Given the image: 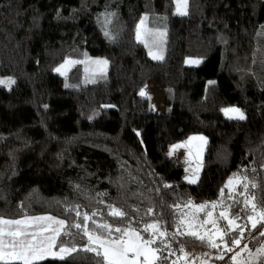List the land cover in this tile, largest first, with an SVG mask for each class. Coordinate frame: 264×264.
<instances>
[{
  "label": "trees",
  "instance_id": "1",
  "mask_svg": "<svg viewBox=\"0 0 264 264\" xmlns=\"http://www.w3.org/2000/svg\"><path fill=\"white\" fill-rule=\"evenodd\" d=\"M173 5L0 0V76L15 81L0 85V216L78 220V210L97 213L98 223L137 229L160 219L172 232L174 213L190 209L171 206L220 199L233 173L247 175L260 185L257 196L264 194V0H189L186 16L172 13ZM141 17L165 28L160 60L135 39ZM86 55L105 57L107 72L79 83L85 79L79 63L65 76L52 70L65 57ZM187 56L201 60L186 65ZM149 80L163 89V110L139 94ZM226 105L240 107L245 119L226 117ZM196 133L206 142L199 179L190 184L166 151ZM225 202H232L227 189ZM109 205L128 217L114 219ZM259 230L253 235L264 240ZM177 239L193 259L209 253L208 264L231 254L218 260L216 250ZM244 243L258 244L247 233ZM91 257L81 251L38 264H95Z\"/></svg>",
  "mask_w": 264,
  "mask_h": 264
},
{
  "label": "snow or ice",
  "instance_id": "2",
  "mask_svg": "<svg viewBox=\"0 0 264 264\" xmlns=\"http://www.w3.org/2000/svg\"><path fill=\"white\" fill-rule=\"evenodd\" d=\"M175 3L176 14L188 15L189 0H175ZM143 23L141 20V24ZM137 35L139 37V31ZM149 54L152 55L151 52ZM162 58L153 55V59ZM189 62L198 64L200 61ZM75 63L80 62L66 60L55 71L64 75L67 66ZM94 63L106 65L107 61L97 60ZM14 83L10 77L0 79V85L9 88ZM141 95L145 93L142 91ZM222 111L229 119H245L239 108H224ZM193 139L206 142L204 137H189V142ZM183 146L185 145H174L173 148ZM198 179L195 173L192 177H185L190 184L196 183ZM164 187L171 185L166 184ZM258 188L260 185L247 175L233 173L220 189V199L200 204L188 200L183 206H171L177 210L182 207L190 209L188 212L174 213L175 219L170 222V226L175 227L172 232L164 227L160 219L145 223L142 229H137L131 224L122 227L108 221L98 223L93 219L97 213H81L78 210L75 212L78 220L59 219L51 215H24L20 219L0 216V264H38L49 258L64 261L81 251L91 253L95 264H164L169 257L177 256V253V260H172L171 264H180V261L184 264H196V261L207 264L204 257H208L209 253L193 259L185 250L184 241L178 240V237L191 238L201 246L216 250L218 260H224L227 253H233L230 257L231 264H264V240L253 235L259 228L258 236L264 238V194L258 197L253 191ZM225 189L227 200L232 201L230 204L225 202ZM108 207V214L114 219L124 221L129 215L121 208L112 205ZM218 207L221 210L214 216ZM200 213H204L203 219L200 218ZM153 214L154 210L148 208L147 215ZM222 221L226 224H222ZM246 233L259 244L254 251L247 244L240 247ZM77 238H86L87 243L78 247ZM174 242L179 244L178 248H173ZM237 248L240 250L236 251Z\"/></svg>",
  "mask_w": 264,
  "mask_h": 264
},
{
  "label": "rangeland",
  "instance_id": "3",
  "mask_svg": "<svg viewBox=\"0 0 264 264\" xmlns=\"http://www.w3.org/2000/svg\"><path fill=\"white\" fill-rule=\"evenodd\" d=\"M172 13L176 14L175 0H174L173 8H172ZM141 20L144 21L143 24H141ZM138 31H139V37L137 35ZM161 33H163V35H161ZM165 36L166 35H165L164 26H157V27L150 26L149 27L146 24V21L143 19V17H141L139 19V21L136 25V28H135V39L143 44V46L145 47V49L147 51V55L149 58L153 59V55L162 56V57L164 56V53H165ZM150 52L152 53V55L149 54ZM66 60H72V61H79L80 62L79 64L82 66V70L84 73L83 78H85V79H83V80L81 79L79 83H82V82L89 83L92 80H94L96 78V76L105 74L107 72L108 60L103 56H93V55H86L81 59L72 58V57H65L62 61H60L59 63H57L53 67V69H52L53 72L61 75L60 73L56 72L55 69L60 67L62 64H64ZM97 60H106L107 64L106 65H97L94 63V61H97ZM153 60H160V59H153ZM197 60L200 61L201 58L200 57H194V56H187L184 58V64L196 65V63H190L189 61H197ZM75 64H77V63H75ZM75 64L68 65L66 70H65V74L61 75V76H65L70 71V69H72V67ZM86 69H87V71H86ZM6 78H8V77L0 76V79H6ZM76 85H77L76 83H73V86H76ZM162 90L163 89L159 84H157L156 82H154L152 80H149L141 88V90L139 91V94L141 95V92L143 91L145 93V95H142V96H147L150 98L151 105H152L153 109L160 111V110H163V104H162V92L163 91ZM232 107H236V108L240 109V107L235 106V105H226V106H223L222 109L232 108ZM189 137H204L206 139V137L203 134H199V133L191 134L186 139H183L179 142L170 144L167 147V151H166L167 156L171 160H173L174 162H176L182 166L184 179L186 176L192 177L194 173L196 175H198V172H199L200 167H201L203 150L205 147V141H202L200 139H193L189 142ZM174 145H185V146L174 149L173 148ZM170 152H171V155L169 154ZM186 169H187V171H186ZM218 213H219V211L217 213H214V216L218 215ZM47 215H50V214H36V215H28V216H47ZM51 216H53V215H51ZM54 217H56V216H54ZM20 218H22V217H20ZM20 218H6V219H20ZM221 223L226 224V222H224V221H222ZM208 227L210 228L211 226L209 225ZM85 243H87L86 238L83 241H79L77 243L78 244L77 246L80 247ZM244 244H247V243H244ZM244 244H241L240 247L242 248ZM248 246L250 249H252L254 251L257 247H259V244L255 245V246H250V245H248ZM239 250H240L239 248L236 249V251H239ZM232 254L233 253L230 254L227 261L220 263V264H231L230 257ZM165 264H171V261L168 260V261H166ZM196 264H200V262H196Z\"/></svg>",
  "mask_w": 264,
  "mask_h": 264
},
{
  "label": "built area",
  "instance_id": "4",
  "mask_svg": "<svg viewBox=\"0 0 264 264\" xmlns=\"http://www.w3.org/2000/svg\"><path fill=\"white\" fill-rule=\"evenodd\" d=\"M166 262H164V264H165Z\"/></svg>",
  "mask_w": 264,
  "mask_h": 264
}]
</instances>
